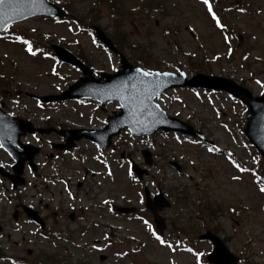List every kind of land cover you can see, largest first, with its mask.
<instances>
[{
	"label": "rangeland",
	"instance_id": "rangeland-1",
	"mask_svg": "<svg viewBox=\"0 0 264 264\" xmlns=\"http://www.w3.org/2000/svg\"><path fill=\"white\" fill-rule=\"evenodd\" d=\"M49 1L80 19L82 26L95 24L104 29L134 66L174 73L183 70L191 80L220 76L248 88L254 96L264 94V0H210L225 26L223 31L215 27L200 0ZM11 30L13 38L23 34L35 41L39 51L30 56L15 39L0 38V106L4 111L36 128H104L107 117L119 111V104L102 107L93 101H68L46 105L35 99L60 95L83 76L77 68L40 51L51 44L64 47L79 56L95 77L100 72L115 73L120 69L119 58L93 43L94 37L85 28L68 21L34 18ZM206 77L197 82H205ZM157 102L169 116L200 131L205 140L170 133L136 138L124 131L113 140V148L101 153L85 138L70 152L55 150L52 145L63 139L54 132L22 139L25 145L40 149L35 159L38 169L25 171L27 187L18 202L9 182L0 180L1 191L12 198L0 201V219L6 214L0 244L7 249L6 256L49 264H195V256L186 249L204 253L203 260L213 246L198 237L212 232L242 264H264V194L258 191L262 183L257 179L264 174V160L243 134L248 118L245 107L226 94L200 88L171 90ZM209 148L218 151L208 152ZM146 149L152 154L150 168L142 155ZM229 157L249 171L237 172L228 163ZM131 160L149 172L141 182L132 172L129 176ZM11 164L0 148V165ZM233 175L240 179L233 180ZM57 177L62 180L57 182ZM145 187L152 195L163 191L172 204L161 215L166 219L165 240H176L174 251L159 245L145 224L152 226L144 205ZM19 203L34 207L50 228L63 234L46 239L24 218L18 220L24 232H18L13 211ZM112 205L135 207L137 213L118 216ZM82 215L100 222L104 229L77 233L89 223L79 220ZM66 229L74 244L65 243ZM103 232L109 238H103ZM106 244L109 250L99 253L97 246ZM101 255L108 257L105 263L99 260ZM0 264L12 262L0 258Z\"/></svg>",
	"mask_w": 264,
	"mask_h": 264
},
{
	"label": "water",
	"instance_id": "water-1",
	"mask_svg": "<svg viewBox=\"0 0 264 264\" xmlns=\"http://www.w3.org/2000/svg\"><path fill=\"white\" fill-rule=\"evenodd\" d=\"M45 7L42 9H39L34 15L25 16L19 19L14 20L12 23L26 19L31 16L35 15H63V13L58 10L53 5L48 4L44 1ZM50 13V14H48ZM11 23V24H12ZM2 31V30H0ZM98 37L100 40L105 43L110 49L117 52L116 49L112 46L110 40H108L104 34L97 30ZM57 51V55L67 61L71 64L78 66L86 76L85 78L81 79V81L77 82L74 86L70 88V90L64 94V97H58L56 99H74V98H93L95 100L100 101L101 103H105L106 101H119L122 105L121 111L122 113L119 115V117L110 118L109 127L106 128L105 134L103 136H99L98 132H88L85 130H76L73 132H65L62 133L67 137L68 145H66L64 148L69 149L73 146L74 140H79L83 136L90 137L92 141L97 143L102 149L107 148L111 143V138L114 135H117L119 131L126 126L130 128V130L136 134H151L154 131H157L158 129H163L164 131H181L185 134H193L196 135L193 130L186 126L184 123L179 122L175 119H170L166 117L165 112L161 111L157 105L153 103V99L156 96H159L163 93L165 89L171 88L173 86L177 87H183V86H190V87H205L210 88L213 90L218 91H225L227 93L233 94L234 96L241 99L248 107L249 110V122L245 129V134L251 139L252 143L257 147L258 151L264 156V97L261 98H253L251 93L234 84L233 82L217 78V77H206V76H197L190 82L186 81L185 76H178L171 74L170 77H164L163 80V87H161L158 91V93L152 98L151 100V110L155 111L157 108L159 109V120L156 123H152L151 120L145 116L142 118L144 122V126H141L140 124H133L129 120V110L127 107L123 106V101L116 99L114 96L112 98H106V96L109 95L107 93V89L110 88L112 85L119 83L121 80H125L129 75H132L134 72V68L130 66V64L126 61V59L121 55L122 58V64H123V71L117 73L116 75H107V74H101V80H96L92 77V72L87 69L86 67L82 66L76 59H74L72 56L67 54L64 50L54 47ZM87 76H90V78H87ZM206 77V81L203 83H198V79H203ZM67 94H69L67 96ZM45 101H51L53 100L52 97L44 98ZM12 125H11V124ZM23 122L19 120L12 119L8 116L1 115L0 116V140H2L4 143L6 142V139L11 137L12 140L18 141V138L20 135H23L25 131H22L19 135L14 133L13 135H10L9 133L13 130L17 129V126H20L23 128ZM133 128L135 131H133ZM25 130V129H24ZM31 131V130H30ZM43 132V131H40ZM91 133H96L98 136H91ZM18 144V142H17ZM9 147V146H8ZM36 154V151L33 152L29 159L30 161L33 160L34 155ZM147 158V163L150 164V154L147 152L145 153ZM134 169L136 173L139 175V177H142V174L146 171H141L138 166H134ZM18 175L22 173V162L17 166L16 168ZM147 193V192H146ZM148 197V196H147ZM170 206L168 202L165 201L164 197L162 195H159L156 197V202L153 203L150 201L149 197L147 200V208L154 214L155 222L159 228V230L162 232L164 229V219L159 217L157 215V211H162L165 207ZM119 212H130L132 209H117ZM205 238L211 239L214 241L216 245V254L213 256V261L220 264H236L237 259L231 256L223 246L222 242L218 240L215 236L208 234L204 236ZM220 258L222 260H220Z\"/></svg>",
	"mask_w": 264,
	"mask_h": 264
},
{
	"label": "snow or ice",
	"instance_id": "snow-or-ice-1",
	"mask_svg": "<svg viewBox=\"0 0 264 264\" xmlns=\"http://www.w3.org/2000/svg\"><path fill=\"white\" fill-rule=\"evenodd\" d=\"M57 3H59V0H57ZM200 3L205 7L211 21L215 24V27L223 31L225 26L221 23L220 19L214 12L210 0H200ZM44 7V0H0V30L8 32L9 25L14 20L34 15L39 9ZM240 11H243V9H240ZM33 31H35V29H33ZM224 39L227 41L228 37H225ZM15 40L25 46L24 51L27 52L28 55H37L39 50L34 49L28 39L16 36ZM93 43H96V41L94 40ZM112 70L114 72L116 71L115 68ZM170 75L171 74L168 72L144 70L142 67H136L132 75H129L125 80H121L119 83L112 85L106 90L107 93H109L106 98H112L114 96L116 99L123 101V106L127 107L129 110V120L131 123L144 126L142 118L145 116H147L152 123H156L159 120V109L157 108L155 111H152L150 102L158 93L159 89L164 86L162 78L170 77ZM179 75L183 76L184 73L180 72ZM257 83L259 84L260 82L257 81ZM133 131H135L134 128ZM9 139H11V137H9ZM0 147H3L2 140H0ZM207 151L214 152L218 150L209 148ZM228 163L235 168L237 172L244 173L249 171L239 163L231 160L230 157ZM105 167H107V165H105ZM108 175H111V172H109ZM131 175L132 173L130 170L129 176ZM252 175L255 176L256 174L252 173ZM232 179L239 180L240 177L233 175ZM257 179L259 178L257 177ZM258 191L264 194V185L259 186ZM69 198H71V193H69ZM104 203H107V201ZM230 211H234V209H230ZM145 224L152 237L159 245L173 251L175 250L174 245L168 243L161 235L157 234V232L152 229V226L147 224V221H145ZM186 251L195 256V264H202L201 258L205 255L204 253L194 252L191 248L186 249ZM13 264H15V262H13Z\"/></svg>",
	"mask_w": 264,
	"mask_h": 264
},
{
	"label": "flooded vegetation",
	"instance_id": "flooded-vegetation-1",
	"mask_svg": "<svg viewBox=\"0 0 264 264\" xmlns=\"http://www.w3.org/2000/svg\"><path fill=\"white\" fill-rule=\"evenodd\" d=\"M18 205H19V204H18ZM18 205H17V206H18ZM16 211H17V210H16ZM23 216H24L23 213H22V215L19 214V216H18L17 214L15 215V217L18 218V220L21 219ZM13 218H14V215H13ZM4 220H5V218L0 219V223L3 222ZM18 220H17V221H18ZM1 233H2V227L0 226V234H1ZM30 264H34V263L31 262Z\"/></svg>",
	"mask_w": 264,
	"mask_h": 264
}]
</instances>
